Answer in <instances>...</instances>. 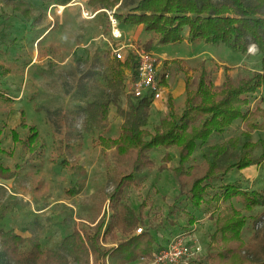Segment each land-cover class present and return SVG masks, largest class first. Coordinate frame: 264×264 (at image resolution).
<instances>
[{
    "label": "rangeland",
    "instance_id": "rangeland-1",
    "mask_svg": "<svg viewBox=\"0 0 264 264\" xmlns=\"http://www.w3.org/2000/svg\"><path fill=\"white\" fill-rule=\"evenodd\" d=\"M24 1L35 9L40 4L38 0ZM118 12L125 13L126 8L101 11L88 5L87 0H72L61 10L58 6H50L40 18V23L31 26L20 13L0 0V64L8 68V72L0 76V137L3 147L0 163L10 170L22 165L14 178L0 180V229L13 231L22 237H34L43 250L63 252L60 245L66 235L74 228L83 229L95 223L107 211L106 195L112 187L111 172L115 162L110 149L99 144L97 138L100 135L105 138L117 136L122 118L115 105L128 109L127 94L130 92V76L116 95L108 86V61L115 56L113 49H121L122 60L131 52L129 44L144 48V41L150 37L142 26L116 18L115 13ZM111 18L116 20V25ZM182 40L164 46L160 44L161 47L157 44L158 55H154L157 71L159 74L168 71L169 86L177 79L183 80L185 71L190 77V88H194L197 73H193L191 68L202 62L216 85L222 83L225 67L233 78L260 69V55L250 47L242 55L223 45L192 44L187 40L188 44L185 38ZM173 59L180 60L183 70L162 63ZM80 79H83L85 89L78 86ZM166 95L167 92L151 104L150 130L166 114ZM174 95V108L180 111L184 90L179 96ZM91 96L112 101L108 108V126L104 129L87 121L84 107ZM249 99L251 108L259 106L264 109V88L250 95ZM21 111L25 113L27 124L35 125L38 130V147L34 146V152L11 137L12 120L15 116L20 120ZM262 120L259 117L257 123ZM17 126V135L24 139L28 130ZM243 129V121L236 119L223 133H212L205 143L196 140L189 164L198 166L205 159H211L217 145L231 137L235 141L227 145L218 158V164L234 162L247 139L242 135ZM263 138L264 127L250 133L248 139L256 143L250 152L252 157L260 154L259 141ZM165 151L164 148H154L150 152L155 166L139 173L138 185L129 188L125 195L126 202L135 212L144 199L151 202L145 211V224L140 226H145L154 235L156 251L170 249L180 243L187 253L205 254L209 235L214 230V217L219 212H229L231 205L247 217L243 228L245 240L249 239L256 226L264 225V215L261 222L256 226L253 224V217L264 213L263 207L257 206L247 212L240 198L225 203L214 202L209 207L203 204L200 210H194L185 197V188L179 187L171 171L158 170ZM167 151L171 155L167 166H176L178 148L173 146ZM76 165L82 167L84 173L70 169ZM81 179H85L82 191L68 194L66 190ZM224 183H232L246 191L261 190L264 161L259 166L233 169L214 185ZM216 191L219 192V188ZM176 196L177 200L174 199ZM171 210H174L173 214ZM186 211L196 217L188 232L186 215L183 214ZM26 248L25 245L20 247L18 253H24ZM66 264L76 262L68 257ZM131 264L155 263L152 259H140Z\"/></svg>",
    "mask_w": 264,
    "mask_h": 264
},
{
    "label": "trees",
    "instance_id": "trees-1",
    "mask_svg": "<svg viewBox=\"0 0 264 264\" xmlns=\"http://www.w3.org/2000/svg\"><path fill=\"white\" fill-rule=\"evenodd\" d=\"M35 9L24 0H4L13 11L20 13L37 26L40 18L50 6H66L72 0H38ZM87 4L96 10L113 9L125 13H115L116 18L124 23L142 25L150 34L143 46L150 51L154 43L173 44L182 41V31L187 28V40L192 44L206 43L225 46L232 52L246 54L254 45L260 55V69L234 78L223 71L220 85L214 84L210 71L202 62L191 71L197 73V82L190 88V77L183 71L185 82L183 108L176 111L171 94L166 96L167 111L152 130L148 128L150 108L153 101L148 97L135 98L127 94L128 109L115 105L117 114L122 118L119 132L115 137L98 136L97 142L105 149H110L115 162L111 172L112 187L106 195L107 211L95 223L83 229L74 228L61 242L64 252L43 250L34 237H22L10 230L0 229V264H66L71 257L76 264H131L140 259H152L157 250L154 235L145 226V211L150 201L144 199L135 212L126 202V191L138 185L137 175L143 170L152 169L155 164L150 156L154 148H164L161 165L158 170H170L180 188H185V197L194 210H200L214 202H230L240 198L245 211L255 207L264 209V184L261 190H242L232 183L215 186L233 169H244L251 165L259 166L264 161V138L259 141L261 148L258 157L250 152L256 146L248 137L250 133L264 127V109L250 107L249 96L264 86V0H87ZM36 12V14H35ZM178 60L162 63L172 64L176 70H183ZM107 84L114 94L123 86L128 76H136V60L132 52L124 59L112 56L107 66ZM8 68L0 64V76ZM78 86L85 89L83 79ZM112 101L91 96L84 111L87 121L98 128L108 126V108ZM262 117V122L257 119ZM243 121L242 135L247 138L241 145V151L234 162L218 164V158L227 145L235 139L217 145V151L211 159H205L200 165H191L189 161L196 147V140L205 143L212 133H223L231 123ZM20 127L28 130V135L21 139L15 129L11 137L21 142L24 148L38 147V130L35 125L27 124L25 113L21 111ZM2 127H0V136ZM178 148V164L168 167L171 155L170 147ZM36 147V148H37ZM0 152H3L0 137ZM65 164V160L62 162ZM22 169L16 165L13 170L0 163V180L14 178ZM71 170L84 173L80 166H70ZM85 187V179L71 185L66 192L78 194ZM219 188V192L216 191ZM212 191V195H210ZM175 200L178 199L176 196ZM227 213H217L214 217V230L209 235L206 252L203 255L189 257L179 264H264V225L263 214L253 217L256 226L248 240L243 237V228L247 217L240 209L230 206ZM172 214L174 210H171ZM186 215V230L196 222L192 212ZM176 224V223H175ZM26 246L24 253L19 248Z\"/></svg>",
    "mask_w": 264,
    "mask_h": 264
},
{
    "label": "built area",
    "instance_id": "built-area-1",
    "mask_svg": "<svg viewBox=\"0 0 264 264\" xmlns=\"http://www.w3.org/2000/svg\"><path fill=\"white\" fill-rule=\"evenodd\" d=\"M111 21L113 25H116L115 19L111 18ZM128 47L136 60V76L130 77V93L135 98L148 97L153 102L159 100L166 93V82L169 80V73L167 71H164L162 75L158 73L156 57L150 51H146L135 44H129ZM250 48L253 51L256 50L254 45H251ZM120 50V48L113 49V53L119 59L121 58ZM141 229V227L137 228L136 232L139 233ZM196 254L194 252L187 253L178 243L170 249L156 251L152 257V262L155 264H179Z\"/></svg>",
    "mask_w": 264,
    "mask_h": 264
},
{
    "label": "crops",
    "instance_id": "crops-1",
    "mask_svg": "<svg viewBox=\"0 0 264 264\" xmlns=\"http://www.w3.org/2000/svg\"><path fill=\"white\" fill-rule=\"evenodd\" d=\"M139 26V25H138ZM140 26H142V25H140ZM142 28H143V26H142ZM144 31V30H143ZM145 32V31H144ZM187 35H188V30H187V28H185V29H183V31H182V37L183 38H185V42L186 43H188V41H187ZM183 41V40H182ZM188 44H190V43H188ZM158 45H160V44H158ZM164 46V45H163ZM159 47H161V45L159 46ZM158 51V46H157V44L156 43H154L153 44V46L151 47V49H150V52L151 53H153V55H158L157 52ZM176 60H178V61H180L179 59H176ZM168 72V71H167ZM159 73V72H158ZM161 73V72H160ZM163 73V72H162ZM162 73H161V75H162ZM179 78V77H178ZM168 83V81L166 82V92H167V94H171L172 95V97H173V99H175L176 97H174L175 95L174 94H177L178 96H179V94L180 93H182L183 92V90H185V82H184V80H182V79H177L174 83H173V85H170L169 86V83ZM169 87V88H168ZM264 88V86H262L259 90H262ZM258 90V91H259ZM257 91V92H258ZM174 92V93H173ZM21 113V112H20ZM13 122V125L11 126L12 127V129H15L16 131H18L17 129L19 128L17 125H19L20 124V121H21V115H20V120H19V117H17V116H15V118L12 120ZM21 128V127H20ZM22 129H25V128H22ZM26 130V129H25ZM3 148V147H2Z\"/></svg>",
    "mask_w": 264,
    "mask_h": 264
},
{
    "label": "bare ground",
    "instance_id": "bare-ground-1",
    "mask_svg": "<svg viewBox=\"0 0 264 264\" xmlns=\"http://www.w3.org/2000/svg\"><path fill=\"white\" fill-rule=\"evenodd\" d=\"M58 7H59V9L61 10L63 6H58Z\"/></svg>",
    "mask_w": 264,
    "mask_h": 264
}]
</instances>
